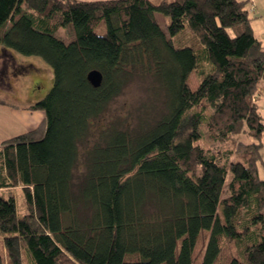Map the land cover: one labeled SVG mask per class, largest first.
Segmentation results:
<instances>
[{"label": "trees", "instance_id": "16d2710c", "mask_svg": "<svg viewBox=\"0 0 264 264\" xmlns=\"http://www.w3.org/2000/svg\"><path fill=\"white\" fill-rule=\"evenodd\" d=\"M247 2L0 0V46L53 73L28 105L40 123L0 142V264H264V45ZM67 23L75 38L64 42L53 32ZM182 29L202 47H176ZM143 77L162 111L109 119ZM203 131L223 151L204 147Z\"/></svg>", "mask_w": 264, "mask_h": 264}, {"label": "rangeland", "instance_id": "374dc122", "mask_svg": "<svg viewBox=\"0 0 264 264\" xmlns=\"http://www.w3.org/2000/svg\"><path fill=\"white\" fill-rule=\"evenodd\" d=\"M151 1L153 3H158L160 0ZM247 6L249 9H253V11H251L253 16L251 24L254 31L256 32L257 29L263 30L264 0H248ZM155 17L163 29H165L166 25L170 22L168 15L156 12ZM94 31L97 34H103L106 31L105 21L101 20L95 26ZM53 34L64 42H69L75 38V33L70 23L59 26ZM262 34H264V30ZM172 41L176 47L191 46L194 49L202 47L197 38L187 29H182L172 36ZM34 57L42 61L40 57ZM12 63L13 62L9 63L8 61L0 63V101L2 102L0 104L20 107L30 102V100L37 95H40L42 98L51 88L53 73L46 62L45 65L48 66H45L42 73L35 71L31 73L30 69L24 67L21 63H18V66H14V63ZM210 67V63L205 58H202L197 69L203 73H207ZM198 70L197 72L192 71L188 76L187 83L191 89H194L197 85ZM162 95V91L158 88L154 80L148 77H143L141 79L134 78L126 85L121 95L112 102L110 110L107 111V113H109V119L118 117V119L121 120L122 117L123 119L125 117L127 122L130 120L132 123L150 122L163 109ZM257 102L259 103L258 107H260L264 119L262 102L260 100ZM1 118L0 116V119ZM202 135L200 143L204 147H208L212 151H223L225 148V145L209 139L205 131H203ZM258 167L260 176L264 177V165L262 166L261 162H259ZM229 179L230 177L227 176L226 182H228ZM225 193L226 191H223V194ZM21 197L23 198L22 193L20 194L17 190L16 199L18 203L21 201Z\"/></svg>", "mask_w": 264, "mask_h": 264}, {"label": "crops", "instance_id": "0c3cea01", "mask_svg": "<svg viewBox=\"0 0 264 264\" xmlns=\"http://www.w3.org/2000/svg\"><path fill=\"white\" fill-rule=\"evenodd\" d=\"M250 11H253V9H250ZM263 30L257 29L255 32L253 28L254 35L259 38L264 45V34H262ZM5 61H8L9 63L13 62L14 66H18V63H21L24 67L30 69L31 73L34 71L42 73L45 66H48L45 65L46 63L43 60L40 61V59H38L37 57L23 56L12 49H7L0 46V63H3ZM255 96L256 101L260 100L262 102L261 105L262 109L264 110V79L261 81ZM39 99H41V96L37 95L33 97L30 102H27L25 105L20 107H11L8 105L0 104V116L2 117L0 119V142L9 137L32 130L40 123V121L44 117V113L41 110L28 109L29 104L35 103ZM260 155V162L263 166L264 148L260 149Z\"/></svg>", "mask_w": 264, "mask_h": 264}, {"label": "water", "instance_id": "95a60500", "mask_svg": "<svg viewBox=\"0 0 264 264\" xmlns=\"http://www.w3.org/2000/svg\"><path fill=\"white\" fill-rule=\"evenodd\" d=\"M87 79L93 86H98L101 82L102 75L98 70H91L87 74Z\"/></svg>", "mask_w": 264, "mask_h": 264}]
</instances>
